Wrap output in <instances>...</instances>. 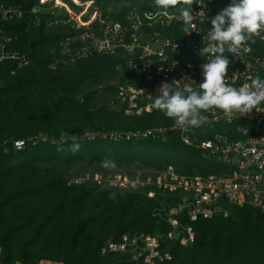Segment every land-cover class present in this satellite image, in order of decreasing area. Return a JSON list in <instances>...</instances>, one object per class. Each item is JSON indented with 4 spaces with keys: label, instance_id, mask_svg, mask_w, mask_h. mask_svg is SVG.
<instances>
[{
    "label": "trees",
    "instance_id": "trees-1",
    "mask_svg": "<svg viewBox=\"0 0 264 264\" xmlns=\"http://www.w3.org/2000/svg\"><path fill=\"white\" fill-rule=\"evenodd\" d=\"M40 1L0 0L26 13L21 20L1 23V28L13 38L6 49L25 55L28 61L19 69L16 61L0 62V264H39L42 260L112 264L120 256L101 257V248L119 243L126 234H167L171 227L155 216L154 209L173 206L177 199L172 195L149 198L147 189L118 191L72 183L79 175L72 173L74 166L103 165L107 159L117 166L134 164L139 170L173 167L179 174L192 176L217 174L225 165L207 157L205 150L186 144L174 130L158 139L126 138L128 133L171 127L174 122L156 109L141 116L111 109L108 103L118 87L133 83L123 62L101 54L68 62L61 54L68 27L50 26L49 16L34 24L30 10L53 2ZM77 1L92 3L104 17L119 22L133 10L159 9L154 0ZM187 2L178 0L166 10L178 12L179 4ZM229 3L215 0L216 13ZM58 60L63 62L54 67ZM227 127L212 131L195 127L187 136L208 141L214 131ZM84 131L115 133L118 138L97 136L59 144L37 140L41 134L58 138L62 133ZM16 140L25 141L20 150L13 145ZM73 145L79 149L74 151ZM179 219L194 233L192 255L208 257L207 264L253 262L264 256V213L258 209L231 207L227 217L190 222L181 215ZM169 241L162 239V249L175 258L184 248L176 240L169 249Z\"/></svg>",
    "mask_w": 264,
    "mask_h": 264
},
{
    "label": "built area",
    "instance_id": "built-area-1",
    "mask_svg": "<svg viewBox=\"0 0 264 264\" xmlns=\"http://www.w3.org/2000/svg\"><path fill=\"white\" fill-rule=\"evenodd\" d=\"M2 1V0H1ZM215 0H206L201 8L193 4L194 14L203 10L207 16L217 13ZM65 5L55 0L54 7L63 10ZM54 7L37 5L30 10L35 25H39L41 15H47L52 25L67 26V36L61 43V54L68 61L87 59L93 55L113 56L123 62L126 73L133 83L118 87L116 94L109 100L111 109L123 110L127 116H141L155 110L156 95L162 82L179 81L178 86H190L199 91L203 82L202 65L211 54L200 53L204 36L211 27L207 17L197 16L193 25L184 30L178 21L179 13L164 9L151 11H131L123 22L109 20L102 10L93 9L86 3L76 12L64 10L57 15ZM25 12L19 7L0 4V62L6 59L17 62V68L28 65L25 55L8 51L13 38L4 34L1 23L21 20ZM86 17L85 20H82ZM211 42H206V45ZM228 55V53H225ZM225 83L239 88L250 83L256 75L264 77V31L259 35L251 34L242 42L238 55H229ZM191 79V80H189ZM264 111V105H261ZM206 119L199 127L214 130L218 126H229L222 131H214L211 140L199 142L189 138L188 131L171 127H154L142 132L128 133L137 138H163L170 130L181 134L183 141L195 145L213 157L217 163L225 165V170L217 174L182 175L173 167L151 170L143 180L127 175L100 173L79 174L72 183H91L96 187L118 191L148 190L147 196L172 195L177 201L173 206H163L155 210V216L166 222L171 230L167 234L124 235L119 243L109 242L100 250V256H124L121 264H157L166 259L161 254L162 239H176L180 245L194 241V233L189 226L183 225L179 217L185 215L190 222L197 219H211L215 216L227 217L229 208L251 206L264 213V113L253 109L252 113L229 115L218 108L204 112ZM118 138L115 133L84 131L80 134L62 133L58 138L39 135L37 140L53 144L78 141L94 137ZM16 150L25 145L24 140L13 142ZM153 171V172H152ZM81 176V177H79ZM144 182V183H143Z\"/></svg>",
    "mask_w": 264,
    "mask_h": 264
},
{
    "label": "clouds",
    "instance_id": "clouds-1",
    "mask_svg": "<svg viewBox=\"0 0 264 264\" xmlns=\"http://www.w3.org/2000/svg\"><path fill=\"white\" fill-rule=\"evenodd\" d=\"M154 3L157 8L166 10L177 5L178 0H154ZM194 3L203 9L206 0H188L185 4H179L177 19L182 22L185 31L194 24L197 16L207 17L211 24L199 52V55L211 54L208 62L202 65L200 90H192L190 86L180 87L179 81L162 82L153 96V107L171 118L174 126L182 130L199 127L206 119L204 112L212 108L229 115L240 114V117L252 113L253 109L264 113L261 111V105H264V77L256 75L250 83H244L239 88L225 83L230 65L229 55L237 56L242 42L249 35H259L264 31V0H230L228 6L222 7L213 17L207 16L203 10L194 14ZM62 4L66 5L63 1ZM206 42L211 43L206 45ZM78 149L79 145H73L74 151ZM103 165L114 166V161L106 159Z\"/></svg>",
    "mask_w": 264,
    "mask_h": 264
},
{
    "label": "rangeland",
    "instance_id": "rangeland-1",
    "mask_svg": "<svg viewBox=\"0 0 264 264\" xmlns=\"http://www.w3.org/2000/svg\"><path fill=\"white\" fill-rule=\"evenodd\" d=\"M51 1H53L51 4H49V7H54V3L55 0H41L40 3L41 4H48ZM60 3H62V1H64L66 3V5L64 6L65 8L63 10H56L55 14L60 15L64 13L65 9H68V12L72 11V12H78L83 5H81L77 0H59ZM96 9L91 8L88 10V14L92 13V10ZM97 11H100V8L97 9ZM110 11V10H109ZM47 15H41V18L47 19ZM86 17H83L82 20H85ZM61 60H58L56 62H54V67L57 65V63L61 64ZM69 62V61H68ZM89 171H95L94 173H99L98 175H100V173H107L109 175H115V174H121V175H127V176H131V177H135V175H137L140 180H143L146 176H148L150 174L151 169H146V170H139V167H137L134 164H129V165H123V166H108L105 167L104 165H93L90 166L87 163H82V164H77L76 166H74V168L72 169V173H79V174H84L85 173H90ZM153 172V171H152ZM92 174V173H91ZM81 177V176H79ZM144 183V182H143ZM171 242H176V239H171ZM167 243L166 245L167 248L170 249V243ZM184 249H182L174 258L173 256H171L168 252L165 253L164 249H160L161 254L166 255V259H164L163 262L157 263V264H168V262H173L172 264H196V262H200L199 264H207V261H205V259H207L208 257L204 258V255H201L200 257H196V255H192L191 253V248L193 246V241L192 242H187L185 245H181ZM118 256H120L119 254H117ZM116 258V257H115ZM120 259H125L124 256H120L118 259H115V262L112 264H117L118 261ZM39 264H61V263H56L53 261H49V260H42ZM111 264V263H110ZM214 264V263H213ZM228 264V263H226ZM229 264H264V256H259V258L253 262H249V261H236L233 263H229Z\"/></svg>",
    "mask_w": 264,
    "mask_h": 264
}]
</instances>
